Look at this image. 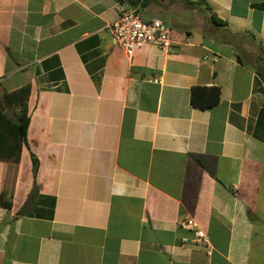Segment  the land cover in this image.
<instances>
[{
  "label": "crops",
  "instance_id": "1",
  "mask_svg": "<svg viewBox=\"0 0 264 264\" xmlns=\"http://www.w3.org/2000/svg\"><path fill=\"white\" fill-rule=\"evenodd\" d=\"M189 1L148 0L145 18L197 15L128 57L109 26L130 0H0V106L29 86L0 264H264V0ZM194 87L219 103L192 107Z\"/></svg>",
  "mask_w": 264,
  "mask_h": 264
},
{
  "label": "trees",
  "instance_id": "2",
  "mask_svg": "<svg viewBox=\"0 0 264 264\" xmlns=\"http://www.w3.org/2000/svg\"><path fill=\"white\" fill-rule=\"evenodd\" d=\"M138 0H130V5L134 6ZM148 0H143L142 7ZM186 3L192 4L189 0ZM201 4V3H200ZM253 7L264 10V3L253 4ZM210 20L215 25H222L214 14L210 15ZM264 53V52H262ZM29 86L9 93L3 97V104L11 108V114L0 106V161H10L17 163L22 145L26 144V132L29 124L27 98ZM220 89L218 87H194L190 92V104L200 110H209L219 103ZM13 107V108H12ZM0 206L9 207L0 197Z\"/></svg>",
  "mask_w": 264,
  "mask_h": 264
},
{
  "label": "built area",
  "instance_id": "3",
  "mask_svg": "<svg viewBox=\"0 0 264 264\" xmlns=\"http://www.w3.org/2000/svg\"><path fill=\"white\" fill-rule=\"evenodd\" d=\"M142 3L143 0H138L134 6H118L116 19L109 26L115 43L128 57L142 46H153L166 51L173 44L172 31L163 20L141 15ZM178 225L189 230L190 243L210 249L206 234L198 229L192 218H181Z\"/></svg>",
  "mask_w": 264,
  "mask_h": 264
},
{
  "label": "rangeland",
  "instance_id": "4",
  "mask_svg": "<svg viewBox=\"0 0 264 264\" xmlns=\"http://www.w3.org/2000/svg\"><path fill=\"white\" fill-rule=\"evenodd\" d=\"M141 15H143L144 17H153L152 14H150L149 12L143 11V9L141 10ZM196 15L193 14L192 11H190L189 9H186V11H184V13L181 12L180 13V16L179 15L169 16L168 14H162V13L155 14L156 17H158L159 19H163L167 23V25L170 28H172V29H175L177 27L179 28V27H186L187 25H191L193 23V20L196 17ZM171 19L175 20L176 22L173 21V20H171ZM205 21H206V19H205ZM254 62L258 63L259 68L264 73V64H262L263 62H259L258 60H254ZM8 112L11 113L10 110ZM24 168H25V164H23V169ZM24 177H26V175L24 173H20V180H19V182H21V178H24ZM28 177H29V175H28ZM23 182L24 181H22V183Z\"/></svg>",
  "mask_w": 264,
  "mask_h": 264
},
{
  "label": "water",
  "instance_id": "5",
  "mask_svg": "<svg viewBox=\"0 0 264 264\" xmlns=\"http://www.w3.org/2000/svg\"><path fill=\"white\" fill-rule=\"evenodd\" d=\"M37 194V189L34 187L31 192L29 193L28 197L26 198L23 206L20 208V210L17 213V216H24L25 213L33 207L34 200Z\"/></svg>",
  "mask_w": 264,
  "mask_h": 264
}]
</instances>
